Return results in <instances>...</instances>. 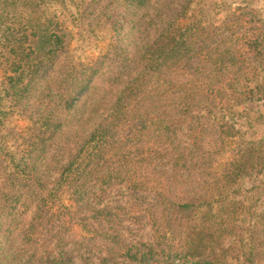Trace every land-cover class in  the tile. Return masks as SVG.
<instances>
[{
	"label": "trees",
	"instance_id": "16d2710c",
	"mask_svg": "<svg viewBox=\"0 0 264 264\" xmlns=\"http://www.w3.org/2000/svg\"><path fill=\"white\" fill-rule=\"evenodd\" d=\"M120 261L264 264L258 0H0V264Z\"/></svg>",
	"mask_w": 264,
	"mask_h": 264
},
{
	"label": "rangeland",
	"instance_id": "374dc122",
	"mask_svg": "<svg viewBox=\"0 0 264 264\" xmlns=\"http://www.w3.org/2000/svg\"><path fill=\"white\" fill-rule=\"evenodd\" d=\"M211 0H209L210 2ZM258 5L264 8V0H258ZM93 28V27H92ZM108 34L105 27H96L91 30V27L83 25L82 28L74 29V39L72 41L73 55L77 59L84 61L89 60L93 56L97 55L100 49L104 47L108 41ZM12 127L23 128L26 125V121L23 118H12L10 120ZM16 126V127H15ZM133 200L132 196L119 195L113 193L110 201L112 204H123ZM124 233L130 240H142L150 241L152 233L150 229L145 225H133L126 222L124 224ZM119 264H126L124 261H120Z\"/></svg>",
	"mask_w": 264,
	"mask_h": 264
}]
</instances>
